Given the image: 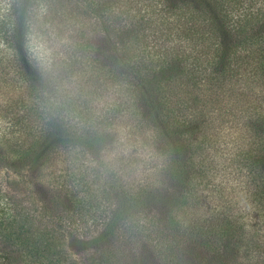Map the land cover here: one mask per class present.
I'll return each mask as SVG.
<instances>
[{
	"label": "trees",
	"instance_id": "16d2710c",
	"mask_svg": "<svg viewBox=\"0 0 264 264\" xmlns=\"http://www.w3.org/2000/svg\"><path fill=\"white\" fill-rule=\"evenodd\" d=\"M0 15V264H264V0Z\"/></svg>",
	"mask_w": 264,
	"mask_h": 264
},
{
	"label": "rangeland",
	"instance_id": "374dc122",
	"mask_svg": "<svg viewBox=\"0 0 264 264\" xmlns=\"http://www.w3.org/2000/svg\"><path fill=\"white\" fill-rule=\"evenodd\" d=\"M3 16L0 15V19H2ZM5 17V16H4ZM69 33V32H67ZM68 42V36L67 34L63 35V33H58L57 31L47 30L45 33L41 32H35V30L31 33V37L29 40V48L33 51L34 55H36L37 60L40 62H45L46 54L51 57L57 54L58 52L62 51L64 49L63 44ZM3 45L0 44V50H3L2 55L4 56L3 61L0 64V68H6L7 70H10L9 65L11 63L9 62V56L8 54L10 49L9 48H2ZM6 52V55H5ZM0 80H2L5 76L6 80L10 78V75L12 72L8 73L7 76H3L2 70H0ZM2 85L5 84V82L1 83ZM6 95L4 93H0V131H3V128L6 125V116L4 112V104L5 102H2V98H5ZM8 98V96H7ZM6 98V100H7ZM4 100V99H3ZM7 103V101H6ZM216 160V159H215ZM13 177V174L9 170H3L0 169V189L5 188L8 185L9 180ZM216 182V180H215ZM1 195V192H0ZM20 196H23V193H19ZM242 196V194H241ZM240 196V198H241ZM241 201H246V198H241Z\"/></svg>",
	"mask_w": 264,
	"mask_h": 264
}]
</instances>
